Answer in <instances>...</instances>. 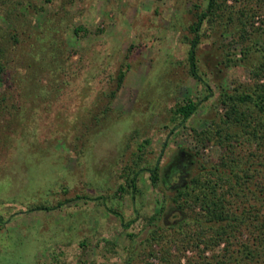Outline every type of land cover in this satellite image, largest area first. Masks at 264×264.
<instances>
[{
  "label": "rangeland",
  "instance_id": "374dc122",
  "mask_svg": "<svg viewBox=\"0 0 264 264\" xmlns=\"http://www.w3.org/2000/svg\"><path fill=\"white\" fill-rule=\"evenodd\" d=\"M207 3L0 0V264H197L223 249L179 251L200 213L181 193L248 153L221 141L236 128L217 129L220 95L264 67V4L222 0L201 23L199 81L188 52Z\"/></svg>",
  "mask_w": 264,
  "mask_h": 264
},
{
  "label": "trees",
  "instance_id": "16d2710c",
  "mask_svg": "<svg viewBox=\"0 0 264 264\" xmlns=\"http://www.w3.org/2000/svg\"><path fill=\"white\" fill-rule=\"evenodd\" d=\"M227 1L223 0L224 3ZM254 1L259 5L264 4V0ZM207 2L206 10L198 15V20L193 26L196 34L188 52L190 75L199 81L201 78L196 63L198 33L205 19L221 12L219 5L222 0ZM2 70L0 62V79ZM252 73L256 79L253 87L234 93H221L220 102L227 110L217 127L221 133L225 128L235 127L234 135H219L221 141L223 138L228 143L230 139L247 143L248 153L241 157L236 156L237 160L230 157L229 161L212 166L207 177L194 176L190 190L185 194L181 193L191 197V202L200 209V213L198 212L199 217L194 219L198 231L195 236H190L185 244L182 243L179 251H184L192 245L198 248L200 244H203L205 249L213 250L224 244L219 253L213 252L211 256L203 255L205 251L200 252L197 264H264V67L261 65ZM123 76L124 73L120 72L117 89ZM117 89L110 93V98L115 96ZM198 105L199 102L189 100L176 106L174 112L185 121ZM230 144L232 145V142ZM250 147H253L252 150ZM157 171V168L151 170L150 179L153 183L158 180ZM249 194L254 195L252 200L241 199ZM244 229L250 230L248 238L237 240ZM163 264H173V258L168 253L163 258Z\"/></svg>",
  "mask_w": 264,
  "mask_h": 264
},
{
  "label": "flooded vegetation",
  "instance_id": "af4514ba",
  "mask_svg": "<svg viewBox=\"0 0 264 264\" xmlns=\"http://www.w3.org/2000/svg\"><path fill=\"white\" fill-rule=\"evenodd\" d=\"M188 164H190V162H188ZM181 172H183V169ZM182 177H183V174L179 175L178 180H177V181H179V183H181Z\"/></svg>",
  "mask_w": 264,
  "mask_h": 264
}]
</instances>
